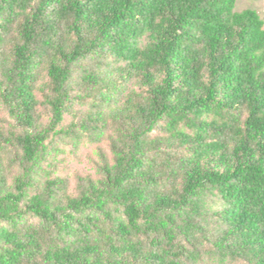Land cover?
Segmentation results:
<instances>
[{
    "label": "trees",
    "instance_id": "trees-1",
    "mask_svg": "<svg viewBox=\"0 0 264 264\" xmlns=\"http://www.w3.org/2000/svg\"><path fill=\"white\" fill-rule=\"evenodd\" d=\"M237 2L0 0V264H264V19Z\"/></svg>",
    "mask_w": 264,
    "mask_h": 264
},
{
    "label": "rangeland",
    "instance_id": "rangeland-1",
    "mask_svg": "<svg viewBox=\"0 0 264 264\" xmlns=\"http://www.w3.org/2000/svg\"><path fill=\"white\" fill-rule=\"evenodd\" d=\"M246 9L256 11L264 19V0H238L236 11L241 12ZM4 116L1 115V118Z\"/></svg>",
    "mask_w": 264,
    "mask_h": 264
}]
</instances>
